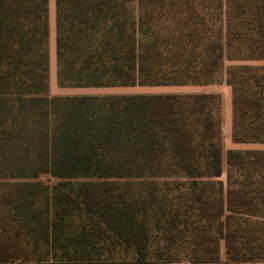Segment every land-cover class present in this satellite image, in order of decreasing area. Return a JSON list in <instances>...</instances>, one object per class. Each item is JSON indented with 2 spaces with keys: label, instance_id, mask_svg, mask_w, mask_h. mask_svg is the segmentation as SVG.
Wrapping results in <instances>:
<instances>
[{
  "label": "trees",
  "instance_id": "trees-1",
  "mask_svg": "<svg viewBox=\"0 0 264 264\" xmlns=\"http://www.w3.org/2000/svg\"><path fill=\"white\" fill-rule=\"evenodd\" d=\"M47 1L0 0V264H264V150L221 180V96L49 97ZM54 1L59 87L224 80L264 145V0Z\"/></svg>",
  "mask_w": 264,
  "mask_h": 264
},
{
  "label": "rangeland",
  "instance_id": "rangeland-1",
  "mask_svg": "<svg viewBox=\"0 0 264 264\" xmlns=\"http://www.w3.org/2000/svg\"><path fill=\"white\" fill-rule=\"evenodd\" d=\"M48 8V96L72 97V96H123V95H165V94H197L217 93L221 96V120H222V177L225 179L226 155L229 150H264V145L259 144H235L230 138L231 129V90L224 80L208 86H133L113 88H62L57 84V66L55 58V1H47ZM262 65V64H258ZM230 63L225 64V69ZM45 182L46 178L40 179ZM53 182V181H52ZM223 253V251H222ZM13 264H20L19 262Z\"/></svg>",
  "mask_w": 264,
  "mask_h": 264
},
{
  "label": "crops",
  "instance_id": "crops-1",
  "mask_svg": "<svg viewBox=\"0 0 264 264\" xmlns=\"http://www.w3.org/2000/svg\"><path fill=\"white\" fill-rule=\"evenodd\" d=\"M211 94H217V93H211ZM222 133H223V127H222ZM230 138H231V129H230ZM152 264H187V263L181 262V263H152Z\"/></svg>",
  "mask_w": 264,
  "mask_h": 264
}]
</instances>
